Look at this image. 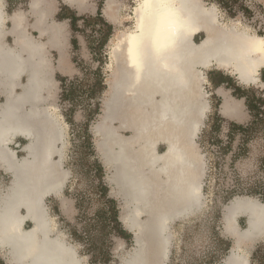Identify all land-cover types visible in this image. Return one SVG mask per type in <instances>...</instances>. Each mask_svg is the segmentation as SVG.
Here are the masks:
<instances>
[{
  "label": "bare ground",
  "instance_id": "6f19581e",
  "mask_svg": "<svg viewBox=\"0 0 264 264\" xmlns=\"http://www.w3.org/2000/svg\"><path fill=\"white\" fill-rule=\"evenodd\" d=\"M65 1L83 11L89 0ZM54 2H30L34 28L48 42L28 34L18 14L10 29L15 46H7L0 0V89L7 90L0 104V169L11 177L9 185L0 183V247L8 250L12 264L84 263L47 205L49 197L61 199L70 176L64 168L66 127L51 107L56 82L47 45L65 38L61 25L47 23ZM135 2L131 7L106 0L109 19L119 25L129 18L132 25L118 43L112 41L114 76L103 125L94 132L102 163L112 171L114 195L123 201L122 221L136 243L121 264H169L172 225L205 205V163L197 138L211 106L200 68L216 66L237 75L243 85L264 87V38L222 28L215 11L200 0ZM204 33L206 39L196 44V36ZM15 86L21 91H11ZM241 105L225 94L223 114L240 120ZM18 137L28 141L22 158L11 147ZM239 216L248 217L247 228H240ZM225 220L236 247L223 264H250L242 245L264 237V203L238 198Z\"/></svg>",
  "mask_w": 264,
  "mask_h": 264
},
{
  "label": "rangeland",
  "instance_id": "374dc122",
  "mask_svg": "<svg viewBox=\"0 0 264 264\" xmlns=\"http://www.w3.org/2000/svg\"><path fill=\"white\" fill-rule=\"evenodd\" d=\"M98 1L102 6L106 3V0ZM118 1L131 7L136 4V0ZM200 1L207 9L215 11L222 28L236 27L264 38V0ZM126 12L124 9L121 15L125 16ZM84 18L85 23L78 24L74 32L75 35H80L85 43L75 47L71 53L73 62L80 71L73 77H58V81L54 79L56 86L51 107L62 117L66 127L68 146L64 168L70 172V176L61 199L49 197L47 205L51 215L56 218L57 229L65 234L67 240L76 246L84 257L83 264H121L122 259L135 247L134 235L122 221L124 206L121 199L114 195L115 187L110 182L112 171L102 163L97 147L100 138L94 128L103 125L105 102L109 98L114 76L111 68L112 41L118 43L117 38L125 33L132 23L129 18L123 19L121 24L109 30L104 22L98 23L89 17ZM206 37L205 33L196 36V44L203 42ZM215 69L219 68H200L206 77L204 90L209 95L211 106L197 138L198 153L202 155L205 163V205L195 215L183 221L178 220L172 225L169 264H223L230 251L236 247V239L228 232L225 220L228 206L238 198L264 203V104L263 113L260 115L263 121H259L252 129L245 154L235 157L242 144L241 135L233 141L232 148L226 155L221 152V148L229 142V123L233 121L247 124L253 118L246 106V98L236 96L242 93L239 89L250 98L256 96L264 100V87L243 85L237 75L227 70ZM210 72H214L218 80L227 78L228 85L223 88L228 93L234 92L235 98L243 106L244 115L240 120H232L220 113L222 103L216 94L218 90L214 89L208 79ZM260 77L264 80V69L260 71ZM217 115L225 121L218 123L219 132L208 133L211 132L210 123L215 121ZM24 156L23 152L19 153V157ZM215 161L219 165L214 169ZM98 165L102 168L101 177ZM10 181V175L0 171V183L7 186ZM101 183L108 189L107 197L100 193ZM253 187L257 193L245 192ZM233 188L244 192L234 193L227 198V191ZM109 199L116 200L119 211L117 222L112 218ZM237 222L240 228L245 229L249 219L247 216H239ZM31 225L28 222L25 228L28 229ZM259 247L264 254V237L253 245H242L244 251L249 254L250 264L253 251Z\"/></svg>",
  "mask_w": 264,
  "mask_h": 264
},
{
  "label": "crops",
  "instance_id": "0c3cea01",
  "mask_svg": "<svg viewBox=\"0 0 264 264\" xmlns=\"http://www.w3.org/2000/svg\"><path fill=\"white\" fill-rule=\"evenodd\" d=\"M54 11L51 13V15L47 16V23L54 22L56 25H61V29L64 33V41L63 42H55L50 43L47 45V56H50L51 65L53 66V77L56 81L58 77L61 78H68L73 77L80 71L79 68H77L73 62L72 59V50L77 47L78 45L83 46L84 45V39L80 35H75L74 29L78 24L85 23L84 17L91 18L94 22H104L106 26L114 27L116 24L114 23V20H111L107 17L105 9H106V3L102 6L100 5L98 0H89L83 11L75 7L74 5L66 2L65 0H54ZM31 0H3V9L5 11V16L7 17V21L5 22V31L6 35L4 36L2 42L3 44L7 46H15V35L10 32V29L13 27V18L21 14L23 18L22 28L26 29V32L35 38L41 37L40 41H45L48 38V36H40L38 34V31L34 28L35 23V17L32 13ZM63 23V24H62ZM26 24V25H25ZM33 25V27H32ZM65 25V26H64ZM30 27V28H29ZM65 29V31H64ZM12 43V44H11ZM68 54V55H67ZM57 67V68H56ZM216 71H221L220 69H215ZM215 70H209V71H215ZM208 79L210 81V84L214 87V89H217L216 94L220 97L221 105H220V113L223 114L222 111V105L224 103V95L227 94L232 99H236L234 96V92H226V90L223 88L226 85H228V80L226 77L224 79L218 80L216 77V74L214 72H210L208 74ZM27 80L26 74H24L21 79L20 83L23 84ZM19 92L21 91L20 86H15V89L11 87V91ZM7 90L0 89V104L5 101ZM237 100V99H236ZM239 101V100H237ZM242 106V105H241ZM228 117V116H226ZM232 120H234L232 117H230ZM14 144L11 145L13 149L17 151V154L20 152H23V147L27 144V140L18 137ZM17 144V145H16ZM19 156V155H18ZM1 172H4V170L0 169ZM56 219V218H55ZM7 257V258H6ZM0 264H12L9 261V254L8 250H3L0 247Z\"/></svg>",
  "mask_w": 264,
  "mask_h": 264
},
{
  "label": "trees",
  "instance_id": "16d2710c",
  "mask_svg": "<svg viewBox=\"0 0 264 264\" xmlns=\"http://www.w3.org/2000/svg\"><path fill=\"white\" fill-rule=\"evenodd\" d=\"M107 27L109 30H112V27H110L108 25H107ZM239 91L242 93L238 94L236 96L238 98H243V97L246 98V106L248 107L249 111L251 112L253 118L247 124H240V123L233 122V121L229 123V128L227 131V138L229 139V142L225 147L221 148V152L226 155L227 152L232 148L233 141L237 138V136L241 135L242 136V144H240V146H239L238 153H235V157L242 155V154H245V152L247 151L248 137H249L252 129H254L256 127V125L259 121H263V119H260V115H262V113H263L262 107L264 104V100L261 97L258 98L256 96L255 97L253 96L252 98H250V97L246 96L244 94L245 92L242 91L241 89H239ZM224 121L225 120L222 117H220V115H217L215 117V121L210 123L211 124V126H210L211 132H208V133L219 132L220 131V125L219 124H220V122H224ZM218 165H219L218 162L215 161L214 162V169L217 168ZM98 172H99V175L101 177L102 176V174H101L102 168L100 165H98ZM99 190H100V193L104 197H107L108 189L102 183L99 185ZM242 192H244V191H240L237 188H233V189L227 191V198L232 196L234 193H242ZM245 192H247L249 194H255V193H257V190L253 187V188L248 189ZM108 203L112 207L111 208L112 218L114 219L115 222H117L119 211L117 209L116 200L109 199ZM251 260H252V264H261V263L264 264V254H262L260 247L253 251Z\"/></svg>",
  "mask_w": 264,
  "mask_h": 264
},
{
  "label": "water",
  "instance_id": "95a60500",
  "mask_svg": "<svg viewBox=\"0 0 264 264\" xmlns=\"http://www.w3.org/2000/svg\"><path fill=\"white\" fill-rule=\"evenodd\" d=\"M122 202V204H123V201H121ZM133 241H134V245L136 246V243H135V239L133 238Z\"/></svg>",
  "mask_w": 264,
  "mask_h": 264
}]
</instances>
